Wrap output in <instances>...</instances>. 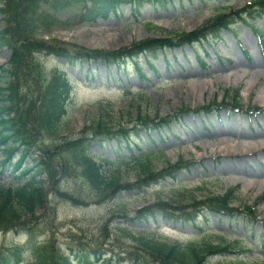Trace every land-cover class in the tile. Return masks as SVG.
I'll use <instances>...</instances> for the list:
<instances>
[{
	"label": "rangeland",
	"instance_id": "1",
	"mask_svg": "<svg viewBox=\"0 0 264 264\" xmlns=\"http://www.w3.org/2000/svg\"><path fill=\"white\" fill-rule=\"evenodd\" d=\"M43 1L41 10L49 12L51 22L41 24L38 40L61 45L73 57L79 54L90 56L82 61H69L64 57L36 54L47 71L59 69L63 72L71 87L58 137L52 139L44 133L38 142L39 146L50 151L54 166L64 161L67 167L60 173L64 176L56 178L53 188L44 183L48 194L44 208L38 211L34 221L35 239L62 243L65 249L64 245L80 238L82 242L100 245L124 258L126 254L122 252H127L125 264L140 263V258L133 255L135 250L131 242L125 238L122 229L116 227L125 225L117 223L115 217L125 214V218H136L139 210L159 199L168 201L174 194L180 196L182 202L185 196L193 193L199 202L209 196L221 195L228 189H236L231 207L255 206L259 213L257 222L249 224L241 218L227 221L215 214H207V225L200 214L196 220L207 231L219 232L227 242L243 239L240 245L245 250L246 259L264 264V145L252 149L264 142V54L250 29L237 20L233 28L237 37L225 31L221 39L156 50L153 69L143 58L149 55L148 51L138 57L144 79L136 73L132 61L126 60L125 69L116 71L108 59L92 56L95 52H118L131 44L149 40H172L176 34L193 31L220 12L228 14L230 10H245L249 0H172L160 7L143 6L138 17L131 15L128 6L115 10L109 5L105 7L106 17L98 10L94 12L95 20L80 17L91 8L90 3L82 8L80 5L64 7L56 0ZM255 24L261 27L264 42V17L256 19ZM3 27L4 20L0 15V29ZM236 40L240 42L239 46ZM204 42L213 44V49ZM196 52L204 55L199 57L203 64ZM10 56L11 51L0 44V68L6 66ZM227 101L238 105V110L232 109ZM105 108H109V118L104 117L105 121L110 120L106 125L109 130L141 128L137 125L140 113L152 121L166 120L174 128V134L166 126L161 127L160 134H157L158 129L150 132L144 127L140 131L137 129L143 140L133 138L131 150L134 145H139L154 151L149 158L139 160L136 158L142 156L136 154L132 158L124 156L127 153L118 154L121 158L118 157L114 141L107 145L92 142L94 145L88 153L94 156L100 170L107 175L117 173L121 184L126 185L135 184L139 173L143 174L138 168L140 163L154 172L179 161L187 163L181 167L183 170L175 182L168 178L166 182L155 183L159 184L157 188L142 192L123 190L114 199L99 203L95 198L87 197L89 187L78 178L72 155L60 146L85 136L92 141L96 139L93 131L86 128L105 115L102 114ZM182 108L191 109L192 113L179 114ZM202 110L206 116L200 112ZM222 131H226V136L221 134ZM222 138L229 139L227 147L221 144ZM150 139L154 142L151 143ZM23 164L30 166V159H25ZM235 167L240 171L233 172ZM3 174H0V182L15 181L12 174ZM63 194L73 199L65 200ZM182 206V211L172 212L174 218L161 217L158 213L153 218L136 219L133 226L146 227L151 232L146 235L169 244L200 240L202 232L186 223L181 215L194 214L191 202H184ZM128 226L136 232L131 223ZM12 235L0 232V245L7 243ZM14 241L22 245L24 237H15Z\"/></svg>",
	"mask_w": 264,
	"mask_h": 264
},
{
	"label": "trees",
	"instance_id": "2",
	"mask_svg": "<svg viewBox=\"0 0 264 264\" xmlns=\"http://www.w3.org/2000/svg\"><path fill=\"white\" fill-rule=\"evenodd\" d=\"M62 3L64 7L80 5L82 8L86 3H90L91 8L83 12L80 17L95 20L94 12L98 10L101 15L109 5L114 9L120 4H131L134 9L144 3H151L163 0H56ZM168 0H164L166 2ZM43 0H3L0 8V15L4 20V27L0 29V44L6 46L11 51V57L6 66L0 68V174L4 172L12 174L14 182H0V232L2 234L12 233V237L7 243L0 245V264H124L126 258L121 254H116L112 250H105L100 245H89L82 242L80 238L73 241L72 244L64 245L51 241L38 242L35 239L34 221L39 210L44 208L47 191L44 183L48 181L50 187H54L55 180L66 166L62 162L58 166L53 165V158L50 157V151L45 147L38 145V142L44 133L50 138L55 139L60 132V123L65 116L68 103L70 101V86L66 76L58 69L47 71L36 54L46 56L64 57L71 60H80L87 54H79L75 57L67 54V49L53 42L38 40L37 33L39 27L44 21H50L49 12L43 13L40 5ZM253 4L256 9L255 18L245 22L255 33L258 32L251 23L264 15V0H257ZM248 9V8H247ZM252 9V7H251ZM96 14V13H95ZM88 17V18H87ZM240 19L245 21L242 14ZM237 14L230 11L229 14L218 13L204 22L198 29L190 33L176 34L172 40H149L143 43L129 45L128 48L121 49L118 52L97 53L108 59V63L114 64L130 58L134 61V66L139 70L138 61H135L139 55H145L149 51L153 57L156 50L164 47H174L180 44H191L200 42L208 36L217 38L223 30H229V27L236 23ZM171 35V34H169ZM170 37V36H168ZM102 58V57H101ZM109 108H105L103 115L99 120L87 127V130L93 131V141L89 138H79L61 144L63 151H68L73 157V162L78 172L77 176L87 187L90 193L87 197L95 198L96 202H102L105 199H114L117 194L123 190L142 191L153 184L157 187L160 181L164 182L167 177L176 180L178 172L181 170L179 164L169 166L161 171L154 172L145 167L146 164L140 163L143 174L138 175L135 184L122 185L117 173L110 175L100 170L95 164L94 156L88 153L92 142L103 144L107 140H115L118 145L122 141L129 139V133L137 132L145 127L148 129L149 123L153 121L149 117L140 118L137 125L141 128L125 131H112L106 127L110 120L105 121L104 117L109 118ZM181 113L190 112L187 108L179 110ZM161 122L167 125L166 120ZM153 128L158 129L160 123H152ZM151 128V129H153ZM170 132L171 128L168 127ZM138 129V131H137ZM139 136V135H138ZM60 147L58 149H60ZM137 160L149 158L154 151L147 149L141 152L138 147ZM133 153H130L132 158ZM119 157L120 155L117 154ZM30 159V166H25V159ZM121 158V156H120ZM139 178V179H138ZM161 182V183H162ZM51 188V189H52ZM62 195V194H61ZM65 200L73 197L63 194ZM179 195V194H178ZM77 199V198H76ZM234 199V192L227 190L219 196H209L202 202H197L193 193L185 196L181 202L180 196L174 194L168 201L159 199L157 202L138 211L136 218H125V214L120 215L117 220H126L125 226H116L122 229L125 238L131 242L134 248V256L140 258V263L134 264H226L227 259L221 258L227 255H233L239 242L232 244L227 242L219 235L205 234L200 240L190 241L184 244H169L164 240H159L148 232L147 228H133L136 232L129 229V223L134 225L136 219L141 217H151L156 213H161L164 217H171L172 212L182 211L184 202H191V208L195 212L198 207H204L207 211H215L218 214L227 217L244 216L254 213L252 207H245L243 212L230 207ZM79 203V202H78ZM80 204V203H79ZM194 214H182L190 222H194ZM149 215V216H148ZM124 218V219H121ZM123 222V221H122ZM15 237H24V242L14 241ZM11 247V248H10ZM121 253V252H120ZM29 257V259H28ZM217 258V260H213ZM237 264H249L243 260H235ZM232 264V263H230ZM254 264V263H250Z\"/></svg>",
	"mask_w": 264,
	"mask_h": 264
},
{
	"label": "bare ground",
	"instance_id": "3",
	"mask_svg": "<svg viewBox=\"0 0 264 264\" xmlns=\"http://www.w3.org/2000/svg\"><path fill=\"white\" fill-rule=\"evenodd\" d=\"M253 64H254V67H258V64H257V63H253ZM192 87H194V84H192ZM221 134H223L224 136H226V131H222ZM227 134H230L229 131H227ZM242 135H243V134H242ZM227 141H229L228 138H222V139L220 140L221 144H224L225 147H227ZM263 145H264V142L261 141V142H259V144H257V147H254V148H252V149H255V148L261 147V146H263ZM232 170H233V172H235V173H236L237 171H240V169L237 168V167L233 168Z\"/></svg>",
	"mask_w": 264,
	"mask_h": 264
}]
</instances>
